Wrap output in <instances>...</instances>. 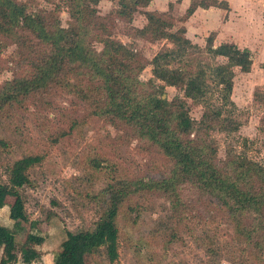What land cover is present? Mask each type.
Returning <instances> with one entry per match:
<instances>
[{
	"label": "trees",
	"instance_id": "1",
	"mask_svg": "<svg viewBox=\"0 0 264 264\" xmlns=\"http://www.w3.org/2000/svg\"><path fill=\"white\" fill-rule=\"evenodd\" d=\"M47 1L54 4L53 10H33L28 0H0V47L17 48L13 76L0 85V122L30 103L54 107L51 96L62 91L72 112L84 109L118 132L126 129L131 141L160 156L165 166L156 177L108 183L100 191L102 211L94 226L67 231L53 264H97L101 248L110 262L116 260L117 218L122 206L131 205L133 192L160 196L169 203L167 241L176 236L191 200L204 207L216 205L242 250L264 264V165L231 148L219 158L214 137L240 127L231 98L233 79L235 69L251 70L253 53L233 41H217L215 31L201 47L178 24L198 8L228 12V1L190 0L178 18L168 11L146 9L153 0H114L117 8L103 16L97 9L101 0ZM60 9L69 13L67 26L57 14ZM136 12L145 17L141 27L132 25ZM125 19L129 38L166 44L151 59L133 43L124 46L112 34ZM206 57L224 60L211 63ZM148 65L152 76L143 80L141 73ZM167 86L178 90L170 99ZM254 100L264 105V87L255 89ZM191 104L201 106L199 119L191 116ZM0 147L6 150L8 141L0 139ZM42 159L29 154L8 166L7 182L0 176V208L7 198L20 196L19 188L30 184V170ZM93 167L99 169V162ZM37 224L30 222V231L20 242L12 228L0 224V264H44L31 246L44 241Z\"/></svg>",
	"mask_w": 264,
	"mask_h": 264
},
{
	"label": "rangeland",
	"instance_id": "2",
	"mask_svg": "<svg viewBox=\"0 0 264 264\" xmlns=\"http://www.w3.org/2000/svg\"><path fill=\"white\" fill-rule=\"evenodd\" d=\"M33 10H53L47 0H28ZM55 2V0H53ZM190 2V0H189ZM183 0L162 3L156 0L146 9L168 11L180 17L188 7ZM172 8L169 9V4ZM231 11L210 7L197 9L183 24L186 36L201 47L215 31L217 41H233L253 53L249 72L235 69L231 98L238 111L240 127L230 135L216 132L218 157L224 158L228 148L264 165V105L254 100L257 87H264V0H231ZM117 8L114 0H101L98 14L103 16ZM139 8V10H143ZM164 9V10H163ZM63 26L69 13L57 12ZM145 17L136 12L132 25L141 27ZM127 20L118 21L112 36L125 46L135 47L151 59L166 43L148 42L127 36ZM168 44V43H167ZM169 45V44H168ZM95 47L100 50L102 44ZM16 45L0 47V85L13 76ZM211 63L224 58L206 57ZM151 65L141 73L152 76ZM55 90V89H54ZM54 107L28 104L15 109L11 118L0 122V139L9 147H0V176L7 182V168L16 159L39 154L42 160L30 170V184L19 188L18 198L9 197L0 208V224L12 228L18 242L30 231V222L37 220V232L43 243L31 246L41 254L44 264H53V257L66 238L67 231L91 229L102 211L100 191L116 180L156 177L165 170L162 158L141 149L128 138L127 130L116 131L84 109L71 110L62 91H54ZM178 90L166 87L168 98ZM202 108L190 105V114L199 119ZM99 162L100 168L93 164ZM134 184V183H132ZM181 215L176 236L167 241L166 224L169 203L160 196L133 192L131 205L122 206L117 218L118 257L110 262L101 248L97 264H258L233 237V228L222 209L216 205H198L193 199ZM212 250V251H209ZM2 248L0 247V257Z\"/></svg>",
	"mask_w": 264,
	"mask_h": 264
},
{
	"label": "crops",
	"instance_id": "3",
	"mask_svg": "<svg viewBox=\"0 0 264 264\" xmlns=\"http://www.w3.org/2000/svg\"><path fill=\"white\" fill-rule=\"evenodd\" d=\"M162 1V3H164V2H168V1H171V0H161ZM226 1H228V3L229 4H231V0H226ZM155 2H156V0H153L152 1V3H151V5L153 6L154 4H155ZM188 2H189V0H183V5L184 6H187V4H188ZM231 7V6H230ZM199 9V8H198ZM162 10V9H161ZM164 10V9H163ZM231 10H229V12H230ZM232 12L233 11H231V14H232ZM228 13L227 12H225V15H227Z\"/></svg>",
	"mask_w": 264,
	"mask_h": 264
}]
</instances>
